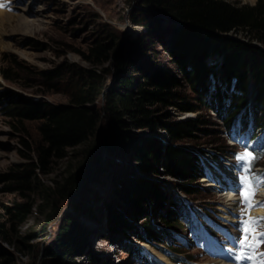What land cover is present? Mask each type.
Masks as SVG:
<instances>
[{"label": "trees", "instance_id": "1", "mask_svg": "<svg viewBox=\"0 0 264 264\" xmlns=\"http://www.w3.org/2000/svg\"><path fill=\"white\" fill-rule=\"evenodd\" d=\"M139 1L142 9L132 16L130 23L143 27L144 32L141 42L132 43L131 54L134 51V54L143 56L146 51L144 45L152 38L162 46L166 38L169 39L167 51L194 98L190 100L179 93V81L167 71L150 62L148 64V59L145 65L138 64L129 57V53L116 59L114 67L121 76L108 93L102 94L103 79L100 74L111 72V69L102 66L109 61L118 43L115 36H112V40L110 37L108 45L97 42L89 47L87 55L83 57L93 69L69 65L57 71L41 73L43 85L58 92L63 91L69 102L53 105L16 96L6 111L7 116L15 122V128L23 134L26 121L39 122L38 143L32 146L24 139L22 144L34 156L40 168L35 165L17 166L8 175L0 177L1 181L11 184L7 191L16 193L23 200L22 203L3 206L0 238L4 241H11L17 229L32 213L34 203L30 197L37 188L34 183L39 181L36 169H44L51 159L65 158L67 149L89 143L92 147L84 151L87 157L83 171L98 162L100 158L95 155L94 138L107 117L114 119L116 131L115 135L104 138L106 147L114 154L133 161L142 173L162 174L181 181L183 185H180L179 191L186 196L197 193L188 184L198 181L201 173L196 153L178 144L197 139L198 134L210 137L214 132L202 128L209 122L202 120L199 114L194 118L177 120L170 111L191 114L213 110L228 133H231L236 120L244 129L249 116L253 119L254 128L264 124V0H256L252 6H238L228 0ZM162 22H167L172 28H164ZM240 32L245 33L248 39L238 38ZM209 57L220 60L216 64V80L223 87L216 86L211 93L208 75L213 67L206 66ZM11 63L20 68L17 62ZM211 75L214 76V73ZM3 76L11 83L17 82L10 68H5ZM233 82L240 93L234 94L227 106L225 90ZM6 96L11 97L10 94ZM102 99L104 109L98 110L95 105ZM132 130L163 132L170 144L157 151L146 140L135 137ZM215 150L224 152L220 148ZM56 185L55 188L46 189L48 198L55 194L62 196L70 188L78 190L79 178L70 175L63 184L57 182ZM115 194L133 213L141 212L139 202L159 205L164 199L155 186L151 187L144 181L122 183ZM75 210L85 213L82 203H77ZM188 215L183 199L172 197L158 213L164 228L153 226V217L144 215L143 235L137 236V239L150 245L169 246L170 231L179 230V218H187ZM108 220L109 229L115 227L117 232H121L125 227L120 223L118 226L114 224L111 215ZM78 229L77 223L64 217L60 232L61 251L57 254L64 264H76L73 257L80 251L75 238ZM69 232L75 234L74 238L69 239ZM134 254L149 263L145 259L147 253L142 248H137Z\"/></svg>", "mask_w": 264, "mask_h": 264}, {"label": "rangeland", "instance_id": "2", "mask_svg": "<svg viewBox=\"0 0 264 264\" xmlns=\"http://www.w3.org/2000/svg\"><path fill=\"white\" fill-rule=\"evenodd\" d=\"M228 2L236 3L238 6H252L256 0H228ZM0 4L6 5L4 7L6 9L9 8L8 12L2 9L0 11L11 16L9 22L0 26V177L8 175L9 171L17 166L35 165L36 168L37 166L40 168L34 156L28 153L22 144L24 139H27L32 146L38 143L39 122L26 121L25 134L17 130L14 126L15 122L6 114L14 97L24 96L53 105L67 104L69 99L66 93L44 86L40 74L67 68L69 65L93 69L83 56L87 55L89 47L97 42L108 45L112 36H115L114 38L118 41L110 54L109 61L102 66L104 69H111L108 74H100L103 79L102 94L108 93L121 76L114 67L116 59L129 53V57L138 64L145 65L148 59V64L150 62L167 71L171 77L179 81L178 92L190 100L194 98L167 51L170 47L169 39L166 38L162 46L152 38L144 45L146 51L142 54L143 56L134 54V51L131 54L132 43L141 42L144 32L143 27L139 32H134L135 27H132L130 23L132 16L142 9L139 0H0ZM162 26L172 28L167 22H162ZM237 37L248 39L243 32L238 33ZM12 61L17 62L21 69L12 64ZM218 63L220 60L215 57H209L206 60V66L213 67L208 75L210 81L213 73V78L216 79ZM5 68L11 69L13 76L17 79L16 83H11L4 78ZM7 94L11 97L7 98ZM103 104L102 99L95 108L102 110ZM170 112L177 120H183L182 117H186L185 114ZM198 114L202 120L209 122L202 128L213 131L214 134L210 137L198 134L197 139L183 141L178 145L199 153L202 160L208 161V157L202 156L201 153L218 156L220 152L215 148L223 151L229 149L222 138L223 121L219 119L217 113L213 110H202L198 113H189L188 116L194 118ZM187 118L190 117L185 119ZM115 131L114 119L107 117L94 138L95 155L99 153V150L100 159L106 156V160L102 164L99 162L97 167L90 170L79 190L70 188L62 196L55 194L50 195L49 198L46 193L47 188L57 187V182L63 184L70 175L81 177L87 157L84 151L89 146L92 147L90 143L67 149L65 158L51 159L44 169H36L35 174L39 181L34 183L37 188L30 197L34 208L26 222L17 229L11 241L6 242L0 238L2 252L0 264H64L57 255L61 251L60 232L64 217H69L79 227V231L75 232L76 246H80L78 255L73 257L76 264H142L139 258L131 257V245H136L137 236L143 235L144 215L153 217L151 221L153 226L164 228L158 213L165 208L170 198L190 199L211 209L217 218L224 217L218 213L221 209L229 211L219 194L206 188L201 180L188 184L197 193L186 196L179 191L180 185H183L181 181L162 174L155 176L142 173L133 161L111 152L104 138L115 135ZM132 134L149 142L150 146L157 151L163 150L170 144L163 132L132 130ZM238 145L241 146L235 147L232 152L237 154L251 152L243 151V147H249L244 140ZM251 153L253 157H257L256 152ZM24 155L29 157L26 158ZM255 165L264 168V157L260 158ZM132 181H144L151 187L155 186L156 191L160 196H164V199L159 202V205H154L152 202H139L141 212L133 213L131 208L117 199L115 194V190L120 188L122 183ZM213 185L219 186L215 183ZM9 186L11 184L0 180V214L3 213L4 205L23 202L19 195L7 191ZM77 203H82L85 213L75 210ZM110 215L114 224L118 226L120 223V226H125L121 232H117L115 227L109 229ZM230 221L233 220L230 219ZM240 223L241 219L239 222L228 224L219 218L216 224L227 227V230H218L214 234L212 228L208 231L210 237L206 243L203 242L201 235H190L189 231L182 226L179 229L180 232L178 231L179 233L172 239L170 246L166 244L161 246L168 248L173 255L183 258L189 264L215 263L220 259L230 264H251L248 260L240 261L235 258L239 254L236 241L241 237ZM69 234H71L69 239L74 238L75 234L70 232ZM112 242L116 243L117 251L111 246ZM259 251L264 252V246ZM153 253L167 259L163 254Z\"/></svg>", "mask_w": 264, "mask_h": 264}, {"label": "snow or ice", "instance_id": "3", "mask_svg": "<svg viewBox=\"0 0 264 264\" xmlns=\"http://www.w3.org/2000/svg\"><path fill=\"white\" fill-rule=\"evenodd\" d=\"M3 6V5H0ZM239 161L247 162L245 174L241 177L242 192L241 197L245 205L241 213L240 232L241 237L236 241L239 246L237 260H248L251 264H264V252L259 249L264 246V217H253L250 211L256 206L254 196L259 190L262 182L257 179L255 185L248 175L252 161L255 159L251 152H244L237 156ZM260 206H264L262 203Z\"/></svg>", "mask_w": 264, "mask_h": 264}, {"label": "bare ground", "instance_id": "4", "mask_svg": "<svg viewBox=\"0 0 264 264\" xmlns=\"http://www.w3.org/2000/svg\"><path fill=\"white\" fill-rule=\"evenodd\" d=\"M11 19V16L0 11V26H2L5 22H9ZM139 30H141V27H135V29H133L134 32H139ZM106 160V156H103V159L101 160V164ZM218 178H221V175L218 176ZM222 185L221 187H217L212 184L208 185V186H212L215 188V190H217V192L219 193V196H221V199L223 201H225V204H227L228 208L227 210H234V206L236 204V198L234 197V195H232L231 193L234 191L233 187H232V178H227L223 179L222 181ZM220 191V192H219ZM259 193H261L262 197L264 198V187L260 188ZM261 201L262 203L264 202V200H258ZM221 211L223 212H227L224 209H221ZM251 216L253 217H264V206L261 207H257L255 209H253V211L251 212ZM161 260L168 262L167 259L161 255H157ZM221 264H226V263H221Z\"/></svg>", "mask_w": 264, "mask_h": 264}, {"label": "water", "instance_id": "5", "mask_svg": "<svg viewBox=\"0 0 264 264\" xmlns=\"http://www.w3.org/2000/svg\"><path fill=\"white\" fill-rule=\"evenodd\" d=\"M132 27H134V26H132ZM184 114L186 115V117H190V118H192V116H188V113H184ZM186 117H182V119H185ZM164 134H165V133H164ZM98 152L100 153L99 150H98ZM99 153H98L97 155H99V158H100V154H99ZM102 158H103V156H102ZM102 158L99 159L98 162H97L96 164H94V165L88 167V168L86 169V171H83L84 173H83V174L81 175V177L79 178V188H78V190L81 189V187L83 186V183H84V180H85L87 174L90 172V170H93V168L97 167V165L99 164V162L101 163Z\"/></svg>", "mask_w": 264, "mask_h": 264}, {"label": "clouds", "instance_id": "6", "mask_svg": "<svg viewBox=\"0 0 264 264\" xmlns=\"http://www.w3.org/2000/svg\"><path fill=\"white\" fill-rule=\"evenodd\" d=\"M137 27V26H136Z\"/></svg>", "mask_w": 264, "mask_h": 264}]
</instances>
